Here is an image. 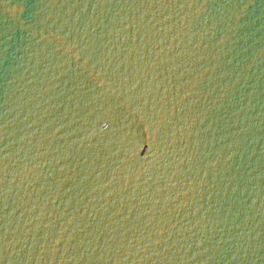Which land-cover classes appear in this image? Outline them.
<instances>
[{
  "label": "water",
  "instance_id": "water-1",
  "mask_svg": "<svg viewBox=\"0 0 264 264\" xmlns=\"http://www.w3.org/2000/svg\"><path fill=\"white\" fill-rule=\"evenodd\" d=\"M0 264H264V0H0Z\"/></svg>",
  "mask_w": 264,
  "mask_h": 264
}]
</instances>
